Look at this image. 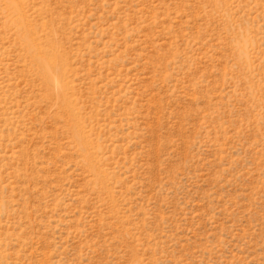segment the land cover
<instances>
[{
  "label": "rangeland",
  "instance_id": "obj_1",
  "mask_svg": "<svg viewBox=\"0 0 264 264\" xmlns=\"http://www.w3.org/2000/svg\"><path fill=\"white\" fill-rule=\"evenodd\" d=\"M0 264H264V0H0Z\"/></svg>",
  "mask_w": 264,
  "mask_h": 264
}]
</instances>
